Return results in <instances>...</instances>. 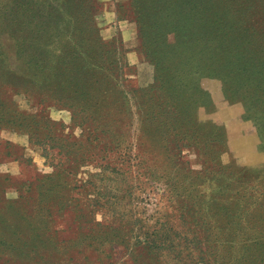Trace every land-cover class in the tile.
<instances>
[{"label": "rangeland", "instance_id": "rangeland-1", "mask_svg": "<svg viewBox=\"0 0 264 264\" xmlns=\"http://www.w3.org/2000/svg\"><path fill=\"white\" fill-rule=\"evenodd\" d=\"M79 5L0 0V231L14 243L0 259L225 262L220 248L231 238L210 234L204 220L217 218L228 233L236 175L264 189V0H97V34L77 24ZM164 40L165 58L155 43ZM98 62L114 67L109 80L119 84L91 93L105 99L106 128L119 126L113 142L89 138L94 124L79 121L90 95L60 102L65 74L90 77ZM163 93L187 109L178 130L184 121L194 127L178 152L161 133Z\"/></svg>", "mask_w": 264, "mask_h": 264}, {"label": "trees", "instance_id": "trees-1", "mask_svg": "<svg viewBox=\"0 0 264 264\" xmlns=\"http://www.w3.org/2000/svg\"><path fill=\"white\" fill-rule=\"evenodd\" d=\"M61 2L62 0H58ZM80 2V5L77 6V8L83 7V10L81 9L80 12L82 14V17L78 19L76 22H80L78 25L81 27V30L88 29L86 31H89V34H97L99 32V29L95 28L94 25V19L92 18L91 11L95 7V3L97 0H78ZM87 17V18H86ZM20 18V15H19ZM148 18L150 21H148L147 28L151 31V38L153 35V31L155 32V23L151 22V17L148 15ZM80 20V21H79ZM86 23V24H85ZM140 27V33L143 34V23L140 21H137ZM153 29V30H152ZM162 37H165L164 34H162ZM154 40V39H153ZM159 43V53L162 55V57L165 58V53H168L169 45L167 44V40H164L163 42H155ZM178 43L175 42L174 45L178 47ZM3 51V50H2ZM16 51V50H15ZM181 50L177 49L176 53H179ZM18 56H20V52L16 51L14 52ZM5 53L3 52L2 55ZM171 54V52H170ZM168 54L166 58H169ZM170 59V58H169ZM179 65H183L184 68H186L187 65H189V58H182L179 59ZM103 63H106L103 62ZM64 67V64L61 63L60 65H56L55 69L59 70V68ZM94 68L93 69H91ZM114 67H110L106 64L102 63H94L89 66L88 73L90 77L86 78H78L74 76V74H65V78L63 79V84L65 85V89H63L64 94L61 95L60 102L65 105L73 106L75 102H72V100L69 99H79L83 98L84 96H91V99L89 104L82 106L79 110V121L82 123H93L94 124V130L92 134L89 135V138H95L97 141H100L101 143H104L106 141H109L111 139V136L116 137L120 134L117 132L119 130V126L115 128H106L108 127L107 123L104 122V120L109 116L108 112L105 111L106 104L103 105V102H105V99L102 98V101H100V97H102L100 94H91L95 90L99 91V93L106 94L108 93V90H115L119 86L118 83H114L109 80V76L112 75ZM66 71H68L66 69ZM108 72V73H106ZM55 74V72L53 73ZM96 75L97 76L96 78ZM75 77V78H74ZM73 82V88L74 93L69 94L66 90V84H72ZM165 80H163L164 84ZM152 86H158V85H151L144 88V93H147L151 91ZM160 87H162V81L160 82ZM161 98V103L158 106V112L163 116L162 120L163 127L161 130V133L165 136V141L167 144L171 146V150H175V152H178L181 149V145H183V140L185 138L182 137H193V128L190 127V123L188 121L180 122L182 125V128H185V131L178 130V127L176 126V120L177 116L187 114V109L180 108L182 111L178 109V103H174V98H170L166 93H163ZM180 94V93H179ZM99 100V101H97ZM147 110H145V113L147 115V119L150 120L151 113H156L155 110H153L155 104H154V98L153 96L149 95L147 96V102H146ZM180 105V102H179ZM179 110V111H178ZM188 115V114H187ZM176 126L177 130L173 133V128ZM104 127V129H103ZM147 137V134L145 135ZM181 136V137H180ZM120 137V136H119ZM109 142H113L110 140ZM175 145V147L173 146ZM146 154V153H145ZM148 155V154H147ZM150 156V155H148ZM232 187L235 189V193L233 195V198L231 200L232 206H231V212L228 213V216L230 214L231 217V225L232 227L230 230L228 229V233L224 235V232L222 230L223 228H226L227 225L224 224V222L217 223L219 221L217 218L212 220L205 219L204 223L205 225L209 226L210 234H216L219 236H223L228 238H231L230 240L232 243L229 245L228 243H225V246H221L220 249L223 251L222 253H227V257L223 258V260H226L225 262H218L219 264H264V189L261 188L260 184H256L254 186H251L250 184V178L246 174H239L236 175V178L231 183ZM254 189V191H253ZM212 211L210 207L207 208V210L202 211L199 210V212L203 215H208ZM187 212L191 213L192 215L197 213V210L194 208H190ZM184 214H182L183 216ZM214 215L217 216V213L214 212ZM8 224V223H7ZM229 224V223H228ZM198 227H203V225H197ZM20 226L16 224L14 230L17 232V229ZM0 248H6L13 246L14 243L10 241L9 236L6 234L5 230L0 231ZM198 231H194V235L197 234ZM219 249V250H220ZM230 255V256H229ZM216 261H218L216 259ZM7 259H0V264H7ZM207 264H212L210 260L206 262Z\"/></svg>", "mask_w": 264, "mask_h": 264}]
</instances>
